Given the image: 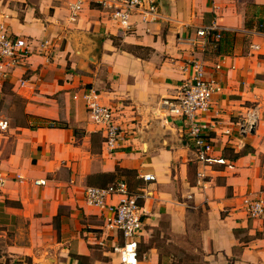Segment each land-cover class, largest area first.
<instances>
[{"label": "crops", "instance_id": "obj_1", "mask_svg": "<svg viewBox=\"0 0 264 264\" xmlns=\"http://www.w3.org/2000/svg\"><path fill=\"white\" fill-rule=\"evenodd\" d=\"M73 1L0 0V23L29 44L0 80V264H119L108 210L83 198L85 188L118 181L143 196L139 264L196 255L264 264V216L242 210L244 197H264V0H155L163 19L134 16L128 31L90 2L71 22ZM211 25L220 41L200 43L196 32ZM193 60L221 88L205 121L216 123L211 156L224 164H199L184 124L162 103ZM90 88L121 129L112 152L72 98Z\"/></svg>", "mask_w": 264, "mask_h": 264}, {"label": "built area", "instance_id": "obj_2", "mask_svg": "<svg viewBox=\"0 0 264 264\" xmlns=\"http://www.w3.org/2000/svg\"><path fill=\"white\" fill-rule=\"evenodd\" d=\"M90 2L103 10L109 19L118 24L121 29L128 31L132 27L131 19L138 16L146 24L162 20L155 0H74L70 3L69 20L74 22L84 3ZM222 31L215 25L204 27L196 32L200 43L219 42ZM41 47L49 46L45 41ZM258 49L257 46H252ZM29 54V44L25 39L13 38L5 23H0V80H3L21 60ZM219 68V66H216ZM190 74L180 81L174 98L165 99L163 105L167 107L169 116L181 120L185 126L187 136L192 142L197 162L202 165L224 164L221 158H213V145L207 133L215 127L214 122L205 121L211 111L212 98L221 91L214 80L205 76L204 66L199 60L190 63ZM24 82H21L23 85ZM73 100H81L85 106L90 122L102 133L104 146L112 152L121 138V129L115 120L113 110L98 101V94L92 88L76 91ZM2 126H6L5 124ZM1 126V127H2ZM250 126L243 127V131ZM198 177L203 178L202 174ZM144 182H150L153 177L144 175ZM36 185H44L43 181H36ZM119 197L118 202L106 205L109 197ZM83 198L87 205L106 208L109 216L105 218L106 226L116 230L121 243L113 246L119 264H139L138 238L142 229V214L139 200L142 195L131 194L124 181L109 184L104 188L88 187L83 191ZM242 210L249 219H260L264 216V197L242 199Z\"/></svg>", "mask_w": 264, "mask_h": 264}, {"label": "trees", "instance_id": "obj_3", "mask_svg": "<svg viewBox=\"0 0 264 264\" xmlns=\"http://www.w3.org/2000/svg\"><path fill=\"white\" fill-rule=\"evenodd\" d=\"M257 29H258V31H260V32H264V19H262L261 21H259V24H258V26H257ZM58 125L59 124H57V122H54V121H50L49 122V127H58ZM60 126V125H59ZM126 173H130V172H126ZM126 183V182H125ZM126 185H127V183H126ZM107 185H105V186H103V188L104 187H106ZM127 187H128V185H127ZM129 189V188H128ZM129 192H130V190H129ZM131 193V192H130ZM131 194H134V193H131ZM139 204H140V201H139Z\"/></svg>", "mask_w": 264, "mask_h": 264}, {"label": "rangeland", "instance_id": "obj_4", "mask_svg": "<svg viewBox=\"0 0 264 264\" xmlns=\"http://www.w3.org/2000/svg\"><path fill=\"white\" fill-rule=\"evenodd\" d=\"M193 259H194V261L192 263H189V264H206L205 261H203L201 255H196Z\"/></svg>", "mask_w": 264, "mask_h": 264}]
</instances>
